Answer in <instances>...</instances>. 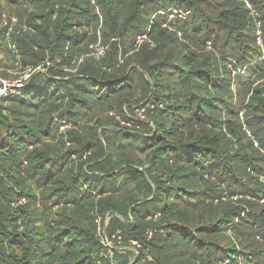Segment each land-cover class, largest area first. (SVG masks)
<instances>
[{
	"label": "trees",
	"instance_id": "16d2710c",
	"mask_svg": "<svg viewBox=\"0 0 264 264\" xmlns=\"http://www.w3.org/2000/svg\"><path fill=\"white\" fill-rule=\"evenodd\" d=\"M249 5L264 41V0H0V54L50 63L0 99V264H264Z\"/></svg>",
	"mask_w": 264,
	"mask_h": 264
},
{
	"label": "rangeland",
	"instance_id": "374dc122",
	"mask_svg": "<svg viewBox=\"0 0 264 264\" xmlns=\"http://www.w3.org/2000/svg\"><path fill=\"white\" fill-rule=\"evenodd\" d=\"M249 7H251V15L255 18V22H256V25L259 27V30L257 29L256 31V35H257V43L258 45L261 47V49L264 48V41H263V32H262V29H261V15L260 13L255 10L252 6L249 5ZM7 17V16H6ZM12 18H16V17H12V16H8V21L10 22V20ZM17 19V18H16ZM17 25L19 26L18 22H17ZM256 26V28H257ZM146 37L144 39H142V42H141V38L138 39V37ZM136 39V44L135 46H139L141 45L145 40H147V36L146 35H139ZM96 51H95V58L98 60L100 57H102L105 53L104 49H102V47L100 46H97L96 48ZM0 59L2 60V63L0 62V75L2 76H5L7 77L6 75H8L9 77L7 78H4L8 81H14L15 79H18L19 77H21L23 75V73L25 72V70H22L20 68V59L18 61H13V59L10 57V58H7L6 55H4L3 53L0 54ZM260 60H264V56L260 59ZM81 61V60H80ZM12 62V63H11ZM50 64V63H49ZM49 64H47L46 66H40L42 67L41 70L43 71H46V69L50 66ZM14 66V67H13ZM22 66V65H21ZM235 74V73H234ZM2 76V77H3ZM143 104H141L142 106ZM114 115V114H113ZM137 117L140 118V119H145V109H141V110H138L137 113H136ZM243 116V114H241V117ZM119 119V118H118ZM126 126H131L130 124H125ZM69 126H64L61 128V132H64V130H66ZM246 129V128H244ZM249 136H251V134H249ZM251 138V137H250ZM69 145V144H68ZM255 146L258 147V144L255 142ZM261 179H263V177H261ZM261 203H264V201H260V204ZM109 221V218L107 219ZM108 221H106L105 225L103 226V231H104V227L106 228V224L108 223Z\"/></svg>",
	"mask_w": 264,
	"mask_h": 264
},
{
	"label": "built area",
	"instance_id": "2783aa9c",
	"mask_svg": "<svg viewBox=\"0 0 264 264\" xmlns=\"http://www.w3.org/2000/svg\"><path fill=\"white\" fill-rule=\"evenodd\" d=\"M175 16H171V19L174 18ZM5 21V25L10 26L9 27V32H12L14 30V27L17 26V22L18 19L16 18H12L10 20V22L7 20L8 17H4ZM257 29L259 30V27L257 26ZM141 38V42L142 39L146 38L144 37H138V39ZM13 49H15V46L12 47ZM264 50V48H263ZM42 67H38L35 71H33L31 68H29L28 70H26L23 75L21 77H19L18 79H15L14 81H8L4 78H0V99L3 97H6L9 94H14L16 93L18 90L25 88L28 83L30 82V79L32 77V75L34 73L40 72ZM43 69V68H42ZM44 72V70L42 71ZM119 239H121L119 237ZM103 243L105 246H107L110 249V255H112V249H113V244L107 239L106 236L103 237ZM132 245L133 246H139L138 243L136 241H132ZM112 264H117L116 262H112Z\"/></svg>",
	"mask_w": 264,
	"mask_h": 264
},
{
	"label": "crops",
	"instance_id": "0c3cea01",
	"mask_svg": "<svg viewBox=\"0 0 264 264\" xmlns=\"http://www.w3.org/2000/svg\"><path fill=\"white\" fill-rule=\"evenodd\" d=\"M12 47H13V46H12ZM17 59L19 60V59H20V56H18ZM0 78H6V77H2V76H0Z\"/></svg>",
	"mask_w": 264,
	"mask_h": 264
},
{
	"label": "water",
	"instance_id": "95a60500",
	"mask_svg": "<svg viewBox=\"0 0 264 264\" xmlns=\"http://www.w3.org/2000/svg\"><path fill=\"white\" fill-rule=\"evenodd\" d=\"M106 226H107V224H106ZM104 234H105V229H104ZM136 254L138 255V253L136 252Z\"/></svg>",
	"mask_w": 264,
	"mask_h": 264
},
{
	"label": "clouds",
	"instance_id": "9594fccd",
	"mask_svg": "<svg viewBox=\"0 0 264 264\" xmlns=\"http://www.w3.org/2000/svg\"><path fill=\"white\" fill-rule=\"evenodd\" d=\"M104 229H105V227H104ZM103 235L106 236V234H104V231H103Z\"/></svg>",
	"mask_w": 264,
	"mask_h": 264
}]
</instances>
